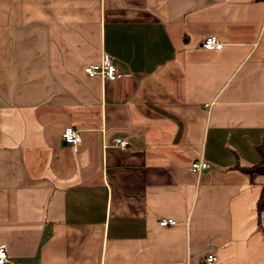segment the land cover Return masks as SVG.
<instances>
[{
	"label": "crops",
	"instance_id": "1",
	"mask_svg": "<svg viewBox=\"0 0 264 264\" xmlns=\"http://www.w3.org/2000/svg\"><path fill=\"white\" fill-rule=\"evenodd\" d=\"M263 143L264 2L0 0L6 264H264Z\"/></svg>",
	"mask_w": 264,
	"mask_h": 264
},
{
	"label": "built area",
	"instance_id": "2",
	"mask_svg": "<svg viewBox=\"0 0 264 264\" xmlns=\"http://www.w3.org/2000/svg\"><path fill=\"white\" fill-rule=\"evenodd\" d=\"M203 47L208 50H221L223 44L214 36L208 37L203 42ZM85 73L89 77L101 76L104 79L115 80L118 76L117 68L110 62L108 58H105L100 64H91L85 67ZM63 142L66 145L77 146L81 142V135L74 127H67L62 135ZM117 143L120 148L126 150L129 147V142L125 139H117ZM208 163L201 159L198 162H194L190 170L196 174H200L204 169L208 168ZM161 226H174L176 221L173 219H163L160 221ZM8 261V251L6 247L0 246V264H6ZM216 257L214 255H208L205 258L204 264H216Z\"/></svg>",
	"mask_w": 264,
	"mask_h": 264
},
{
	"label": "trees",
	"instance_id": "3",
	"mask_svg": "<svg viewBox=\"0 0 264 264\" xmlns=\"http://www.w3.org/2000/svg\"><path fill=\"white\" fill-rule=\"evenodd\" d=\"M259 2H264V0H257ZM258 151L261 156V161L257 165L250 166V167H240V169L250 176L251 180L254 181L257 177L263 178V189L261 196L257 202V212L259 218H261L262 214L264 213V143L258 147Z\"/></svg>",
	"mask_w": 264,
	"mask_h": 264
}]
</instances>
